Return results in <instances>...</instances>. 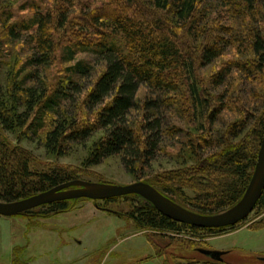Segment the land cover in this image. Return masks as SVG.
<instances>
[{"label":"trees","instance_id":"trees-1","mask_svg":"<svg viewBox=\"0 0 264 264\" xmlns=\"http://www.w3.org/2000/svg\"><path fill=\"white\" fill-rule=\"evenodd\" d=\"M113 3V15L92 13L86 18L88 20L83 29H105L108 32L103 36L96 32L95 41H83L77 36L76 40L59 44L52 30L66 28L68 13L60 12L53 16L47 6L39 8L31 0H24L21 5V11H31L27 16L4 14V17L10 15L2 22L6 38L16 40L19 32L27 31L29 38L26 44L30 54L16 75L23 70L29 72L20 82L16 83L14 78L8 88H0V128L12 134L19 129L25 139L42 140L46 152L54 156L62 155L68 144H83L95 131H101L103 138L93 145L86 160L89 166L118 156L130 175L145 178V183L192 212L213 215L234 206L244 194L256 163L263 133L264 107L257 117L244 112L242 119L231 124L224 134L216 133L213 138L207 135L204 128L202 135L205 137L188 142L191 155L197 157L192 166L145 176L138 172L149 167L159 138L165 133L160 122L163 106L172 108L176 105L175 96L170 95L177 93L183 96L184 91V97L190 104L186 114L196 109L204 113L210 108L209 97L195 85L198 77L196 68L210 65L222 55L226 45L230 44L235 53L242 50L240 45L248 48L253 59L250 62L230 60L228 65H222L211 78L213 82L216 81L214 84L222 85L230 69L250 76L256 74L255 78L263 86V93H255V96L264 100V32L250 28L243 41L220 42L218 35L229 31L230 26L219 24V13L212 14L209 19L208 14H203L204 9L212 7L211 4L223 3L229 9L236 7L241 18L256 21L264 7V0H114ZM211 11L214 12V9ZM162 15L165 18L171 16L174 22L167 24ZM262 18L264 30V16ZM175 22L180 24L178 29L183 32L176 31ZM182 39L189 41L190 45L191 41L198 44L196 55L189 53V44L183 43ZM56 47L62 51L63 60L70 61L77 53H91L103 64L102 73L86 93L83 102L90 110L101 106L94 124L89 127L79 126L75 109L72 115L67 116L59 105L67 97V85L79 96L84 93L76 83H72V78H81L88 67L81 63L68 69L71 79L67 80V85H61L52 92L48 91L45 81L40 78L39 71L53 63ZM28 82L34 84L27 86ZM141 87L152 92L153 96L145 98L142 106H139L137 92ZM77 101L73 99L72 105ZM222 108L224 106L219 109L212 107L209 121ZM135 110L141 112L137 127L128 120ZM203 148H211L214 152L203 158L198 154V149ZM169 154L177 155L176 152ZM74 178L59 168L33 171L26 150L0 142V202L26 199ZM186 186L194 191L193 197L181 195ZM124 198L133 202L128 217L136 228L152 231L162 237L184 233L195 236L199 232L215 237L232 231L242 223L221 229H198L166 218L138 196ZM76 203L57 202L28 211L23 216L46 219L68 212ZM254 210H258L260 218L249 224L248 229L257 231L264 228V190Z\"/></svg>","mask_w":264,"mask_h":264},{"label":"rangeland","instance_id":"rangeland-1","mask_svg":"<svg viewBox=\"0 0 264 264\" xmlns=\"http://www.w3.org/2000/svg\"><path fill=\"white\" fill-rule=\"evenodd\" d=\"M23 2L24 0H0V88L4 90L9 87L14 78L16 83L20 82L29 72V70H23L16 75L30 54V48L26 44L29 33L22 30L17 34L18 39L8 40L2 23L10 16L4 17L6 13H14L16 16L30 14L31 11H21ZM32 2L39 8L47 6L53 16H57L60 12L68 13L66 28L52 30V35L59 44L76 40L78 37H81L78 39L83 41H95L96 32L102 36L107 35L108 32L105 29L96 31L92 28L83 29V26L88 20L86 19L88 15L114 14L112 13L114 0H31ZM211 5V8L203 10V14L204 12L208 14L209 19L212 14L219 13V24L230 26L229 31H223L218 35L220 42L243 41L247 38V30L250 28L261 29L264 32L262 29L264 7L259 11L255 21L241 18L236 7L229 9V6L225 7L223 3ZM212 8L214 12L211 11ZM163 15L161 17L167 24L174 22L171 16L165 18ZM175 26V29H178L180 24L176 23ZM176 31L183 32L180 29ZM182 41L189 44V53L196 55L198 44L191 41L190 45L185 39ZM240 47L242 49L240 53H235L228 44L222 55L210 65L197 66L198 77L195 85L200 92L209 97L210 103V108L204 113L201 109H196L186 114L190 104L184 97L183 90V96L177 93L170 95L175 96L173 99L176 105L172 108L163 106L160 122L165 133L159 138L152 162L149 167L142 168L138 172L140 175L170 172L192 166L197 157L191 155L189 141L201 140L199 138L205 137L204 134L202 135L205 131L210 137L215 136L216 133L224 134L231 124L242 119L244 112L257 117L262 111L264 100H259L255 93H263V86L262 84L260 86L255 78L256 74L250 76L230 69V73L225 76L220 86L215 85L216 81L213 82L211 79L217 70L224 64L228 65L230 60L250 62L253 59L248 48L241 45ZM61 56L62 51L56 47L53 63L39 71L40 78L45 81L48 91L52 92L59 89L61 85H67V80L70 78L68 69L81 63L87 66L85 75L81 78H72V83H76L84 93L79 96L70 85H67V97L59 102V105L61 111L64 110L67 116L72 115L75 109L79 126L89 127L94 124L95 116L101 106L90 110L84 106L83 102L86 93L102 73L103 64L98 62L91 53H77L70 61L63 60ZM33 84L28 82L27 86ZM151 96H153L152 92L141 87L137 92L139 106H142L145 98ZM170 96L167 97L171 98ZM73 99L78 100L74 105L71 103ZM220 106H224V109L219 110L216 117L209 121L211 108L219 109ZM140 119L141 112L135 110L131 112L128 120L137 127ZM204 128L205 131H203ZM103 136L101 131H95L85 143L68 144L62 155L54 156L46 152L42 140L25 139L20 135L19 129L12 134L0 128V142L26 150L30 157V168L33 171L59 168L75 177L73 180L119 186L144 182L145 178L130 175L120 163L118 156L109 157L98 165L87 164L86 160L93 145ZM160 148L165 151H160ZM198 150L199 156L203 158L214 152L211 148ZM169 152H176L177 155L172 156ZM168 195L181 200L175 195ZM181 195L193 197L194 191L186 186ZM75 202H77L75 207L68 212L46 219L23 215L0 217V264H264L260 260L264 258V228L257 231L248 229L249 224L260 218L258 210H253L244 222L220 236L208 237L199 232L195 236L184 233L166 234L162 237L152 231L136 228L128 217L133 204L130 199L120 197L111 202L108 200L98 202L77 200ZM198 249L222 251L226 254L222 257L223 262L218 263L199 254Z\"/></svg>","mask_w":264,"mask_h":264},{"label":"water","instance_id":"water-1","mask_svg":"<svg viewBox=\"0 0 264 264\" xmlns=\"http://www.w3.org/2000/svg\"><path fill=\"white\" fill-rule=\"evenodd\" d=\"M264 190V126L257 153L256 163L248 185L241 199L232 207L213 215L192 212L158 192L145 182H135L126 186L91 183L72 180L47 191L16 202H0V217L25 215L42 206L62 202L89 200L92 202L135 195L150 203L154 209L166 218L179 224L198 229H221L233 227L253 212ZM197 252L211 261L222 263L226 252L198 249ZM264 262V258L260 259Z\"/></svg>","mask_w":264,"mask_h":264}]
</instances>
